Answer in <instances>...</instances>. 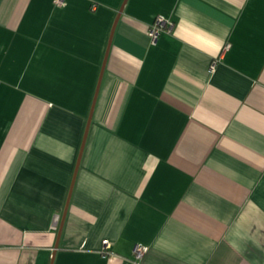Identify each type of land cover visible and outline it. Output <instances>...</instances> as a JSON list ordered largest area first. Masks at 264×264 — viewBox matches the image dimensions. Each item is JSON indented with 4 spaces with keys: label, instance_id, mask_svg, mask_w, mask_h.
<instances>
[{
    "label": "crops",
    "instance_id": "obj_1",
    "mask_svg": "<svg viewBox=\"0 0 264 264\" xmlns=\"http://www.w3.org/2000/svg\"><path fill=\"white\" fill-rule=\"evenodd\" d=\"M124 1L0 0V264H264V0Z\"/></svg>",
    "mask_w": 264,
    "mask_h": 264
},
{
    "label": "built area",
    "instance_id": "obj_2",
    "mask_svg": "<svg viewBox=\"0 0 264 264\" xmlns=\"http://www.w3.org/2000/svg\"><path fill=\"white\" fill-rule=\"evenodd\" d=\"M55 2L59 5H62L65 3V0H55ZM171 27V23L164 17V16H158L156 17L154 23L149 27V36L152 40V42H156L161 31H163L166 28H170ZM214 67V65H213ZM59 215L56 214L54 217V223H53V227L56 228L57 227V223L59 221ZM147 246L143 245V244H136L134 247V255L136 259H141L144 254L147 251ZM102 253L106 256V255H110L113 254V251L111 249V241L109 239H104L103 240V245L101 248Z\"/></svg>",
    "mask_w": 264,
    "mask_h": 264
},
{
    "label": "water",
    "instance_id": "obj_3",
    "mask_svg": "<svg viewBox=\"0 0 264 264\" xmlns=\"http://www.w3.org/2000/svg\"><path fill=\"white\" fill-rule=\"evenodd\" d=\"M125 2H126V0L124 1V4H125ZM122 10H123V8L120 9V12H122ZM118 16H119V15H118ZM114 30H115V26H114V28H113V32H114ZM109 45L111 46V39H110V41H109ZM106 57H107V55H106ZM106 57H105V60H106ZM103 69H104V67H103ZM103 69H102V73H103ZM98 88H99V87H97V91H96V93L98 92ZM94 108H95V101H93L92 108H91V111H90V114H89L88 125H89L90 122H91V119H92V116H93ZM85 137H86V134H85ZM85 137H84V141H83V143H82V147H81V150H80V153H79V157H78V161H77V167L79 166V161H80V159H81V155H82V151H83V146H84V143H85ZM73 182H74V181H73ZM65 215H66V211H64V215H63V217H62L61 226H60V231H61L62 226H63V223H64ZM56 247H57V246H56Z\"/></svg>",
    "mask_w": 264,
    "mask_h": 264
}]
</instances>
